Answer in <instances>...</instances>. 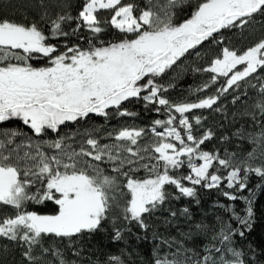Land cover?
Listing matches in <instances>:
<instances>
[{"label": "snow or ice", "instance_id": "snow-or-ice-1", "mask_svg": "<svg viewBox=\"0 0 264 264\" xmlns=\"http://www.w3.org/2000/svg\"><path fill=\"white\" fill-rule=\"evenodd\" d=\"M24 7L22 20L0 14V240L20 249L22 264H77L58 244L66 241L79 257L85 237L104 233L119 243L133 227L147 233L149 218L171 201L199 204L200 188L244 201L243 214L217 203L223 214L194 224L181 239L153 233L148 264H264V241L249 240L256 214L248 186L254 175L264 191V38L237 48L225 35L245 40L254 25L264 28V0H83L75 16L69 0ZM102 10L110 15L101 18ZM109 30L113 38L105 39ZM70 36L87 47L65 41L61 48L60 38ZM206 45H215V54L192 70L209 79L194 91L223 83L214 95L173 102L166 93L175 85L162 79L189 56H207ZM249 90L259 99L244 112L248 126L232 136L251 150L243 157L205 150L216 132L194 110L220 112L222 96L235 104ZM136 103L165 118L105 129L103 136L101 127L62 131L93 116L137 117L130 109ZM179 214L191 221L187 207ZM124 255H110L106 264H127Z\"/></svg>", "mask_w": 264, "mask_h": 264}, {"label": "trees", "instance_id": "trees-1", "mask_svg": "<svg viewBox=\"0 0 264 264\" xmlns=\"http://www.w3.org/2000/svg\"><path fill=\"white\" fill-rule=\"evenodd\" d=\"M83 0H69L71 7L69 11L73 16L78 14L80 5ZM36 0H0V14L6 15L16 20H22L23 14L25 13V5H34ZM34 12L31 8L28 9V20H32ZM110 13L103 11L101 12V18L109 16ZM38 18V17H37ZM183 18V17H181ZM264 20V18H259ZM75 27V24L72 25ZM45 28L49 25H44ZM82 35H89L87 30H84ZM232 43L237 48H243L250 46L253 42L264 38V28L260 24L253 26L252 30L248 33L247 39L241 40L238 35L234 33L225 32ZM105 39L113 38L112 30H109ZM67 41L69 44L79 43L82 47H87L84 40H78L77 36H70L67 38H60V47L63 48L64 42ZM56 43V40L52 41ZM202 52L208 53L203 59L196 57L195 55L189 56L184 64L177 69L176 72L171 73L162 79L165 84L172 83L175 87L169 89L166 95L173 102H192L205 95H214L216 89H218L223 83V78L212 86L206 92L196 93L194 90L201 86L203 83L208 81V73L194 72L192 69L207 66V60L209 56L215 54V45L212 46L211 50L206 45ZM259 97L255 91L249 90L247 98L242 97L240 101L233 104L232 95L225 94L218 101L222 111L210 112L209 110H194L197 115L202 114L207 119L205 120V127L211 128L216 132V138L212 141L207 142L203 147L205 150L214 151L219 149L221 153L225 148L230 152H236L238 156H245L247 151L251 150V146L248 144H241V142L232 133L235 132L241 126L247 127L249 124L248 118L244 116L246 109L250 110L254 101L258 100ZM133 111L139 112L137 117H118L114 116L107 122L103 117L93 116L92 119L82 125H69V127L62 129L63 132H75L77 130L83 132L84 129H92L95 127H101L102 131L99 135H106L105 129L111 131L114 128H119L124 125H135L138 127H148L154 119H164L163 113L157 114L155 112H145L141 103H136L130 106ZM16 123L4 125V127H16ZM27 131V129H24ZM249 131H259L256 128H250ZM227 135L229 136L230 142L222 143L219 137ZM55 134H50L48 139L54 138ZM147 139V138H146ZM111 142L108 140H102V143ZM260 183V178L254 175L249 177L248 186L255 192V203L254 211L256 214V223L253 227L252 233L249 235V240L254 244H260L264 241V191L256 188V185ZM225 190H229L225 187ZM169 191H175L170 188ZM243 195L248 196L249 192L244 191ZM200 203L197 204L190 198H181L179 200H173L170 204H166L164 209L158 211L155 215L149 218L148 222L151 228L145 233L142 229L133 227L132 234L125 235V240L119 243H113L110 241L108 236L104 233H97L91 237H85L80 242L82 248V254L79 257L73 256L71 251L67 249L65 241L63 244H58L66 253V259L68 261H76L77 264H106L107 259L110 255H120L121 251L125 253L124 259L127 264H148L149 259L153 255V248L157 241L153 240V233H159L165 238H176L181 239L182 232H188L190 227L194 224L204 221L205 223L212 224L215 222L217 215L223 214V210L218 208L217 203L221 204H234L236 210L243 214L245 203L242 200L235 202L227 201L217 189H199ZM52 206L49 205L48 208ZM187 207L191 213V221L187 220L183 215L179 213L183 208ZM176 211L178 213L176 218L170 216V212ZM48 210V209H43ZM4 214H12L10 209H5ZM171 221V223H165V220ZM145 235L147 238L145 239ZM139 237V239L137 238ZM191 242H189L190 244ZM5 245L7 247L5 248ZM0 264H22L21 251L13 244H10L6 240H0Z\"/></svg>", "mask_w": 264, "mask_h": 264}]
</instances>
